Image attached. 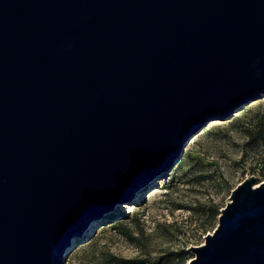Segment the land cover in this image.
Masks as SVG:
<instances>
[{
	"label": "water",
	"instance_id": "1",
	"mask_svg": "<svg viewBox=\"0 0 264 264\" xmlns=\"http://www.w3.org/2000/svg\"><path fill=\"white\" fill-rule=\"evenodd\" d=\"M262 93L264 0H0V264H61L207 120ZM190 250L264 264V180L238 183Z\"/></svg>",
	"mask_w": 264,
	"mask_h": 264
},
{
	"label": "rangeland",
	"instance_id": "2",
	"mask_svg": "<svg viewBox=\"0 0 264 264\" xmlns=\"http://www.w3.org/2000/svg\"><path fill=\"white\" fill-rule=\"evenodd\" d=\"M259 117L264 119V93L222 119L207 120L170 166L93 218L75 242L89 239L72 246L61 264L157 257L162 264H187L194 256L190 247L201 245L217 224L214 205L220 212L246 177L264 180V141L251 143L247 133Z\"/></svg>",
	"mask_w": 264,
	"mask_h": 264
},
{
	"label": "trees",
	"instance_id": "3",
	"mask_svg": "<svg viewBox=\"0 0 264 264\" xmlns=\"http://www.w3.org/2000/svg\"><path fill=\"white\" fill-rule=\"evenodd\" d=\"M260 118V119H259ZM257 128L254 131H248L249 141L251 143H256L258 140L264 141V119L259 117ZM219 211L217 206L214 205L211 215L212 217L218 216ZM163 258L157 257L155 259H148V260H135V259H121V258H113V264H162Z\"/></svg>",
	"mask_w": 264,
	"mask_h": 264
},
{
	"label": "bare ground",
	"instance_id": "4",
	"mask_svg": "<svg viewBox=\"0 0 264 264\" xmlns=\"http://www.w3.org/2000/svg\"><path fill=\"white\" fill-rule=\"evenodd\" d=\"M146 182H147V181H146ZM146 182H145V183H146ZM145 183H144V184H145ZM136 190H137V189H136ZM101 215H102V214H101ZM86 229H87V228H86ZM87 231H88V230H87Z\"/></svg>",
	"mask_w": 264,
	"mask_h": 264
}]
</instances>
